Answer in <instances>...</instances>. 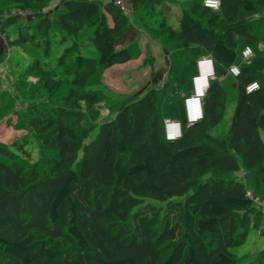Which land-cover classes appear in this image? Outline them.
<instances>
[{
	"label": "trees",
	"instance_id": "16d2710c",
	"mask_svg": "<svg viewBox=\"0 0 264 264\" xmlns=\"http://www.w3.org/2000/svg\"><path fill=\"white\" fill-rule=\"evenodd\" d=\"M12 1L32 18L3 19L7 46L30 59L5 54L16 95L1 92L0 120L25 100L26 132L0 141V264H241L235 250L250 230L264 235V207L248 195L264 200V0H220L218 10L204 0H126L130 13L109 0ZM12 9L0 0L1 12ZM143 33L174 59L179 49L212 56L202 120L188 124L177 100L192 90L193 57L173 59L162 87L106 102L101 116L97 78L134 59ZM244 45L254 55L232 76L236 106L217 136L224 79ZM253 81L261 88L248 93ZM166 118L182 121L181 138L166 139Z\"/></svg>",
	"mask_w": 264,
	"mask_h": 264
},
{
	"label": "rangeland",
	"instance_id": "374dc122",
	"mask_svg": "<svg viewBox=\"0 0 264 264\" xmlns=\"http://www.w3.org/2000/svg\"><path fill=\"white\" fill-rule=\"evenodd\" d=\"M1 4L4 9L13 8L9 12H12L13 10H19V8L13 7L16 6L17 2H14L12 0H1ZM180 12L181 6L177 5L175 6V13H173L174 15H172L179 16ZM23 16L24 17H21L23 22H28L29 19L32 18V13ZM4 17H6L5 14L2 15V28L0 29V34L4 33ZM172 23L176 27L178 26L177 17H174ZM23 29L26 31V28ZM7 31L8 33H11L12 37H14L16 28L12 26L9 27ZM261 35H264V32H262ZM5 38L4 36H0V53H2L4 58V60L0 62V97L1 92H5L8 90L11 91L12 95H16L13 87L11 88L12 85L16 84V77L13 69L15 67V64L12 61H9V56L5 54H10V57H12V59H14V57H17L18 59L25 60L26 62H28L30 59L19 48H9L7 46ZM243 43L244 41L241 40L240 44L243 45ZM263 47L264 46H261L260 48ZM176 52L177 56L174 59L172 50L168 49V47L164 45L161 40L154 37L150 33H143L141 35L140 41V53L134 59L127 63L118 64L111 68L104 69L97 78L96 85L101 87L104 92V99L101 103L102 108L106 107V102H113L116 99L120 101L121 98H124L126 96L129 98H136L144 94L152 86L162 87L165 81H167L170 77V65L173 59L175 60V62L179 61L180 63H183L186 62V59L189 57H193L194 59L196 58L198 60L200 57L204 56L196 49L189 54H187L188 52H184L181 54L180 49L176 50ZM177 57L179 58L178 60ZM224 80V83L228 85V104L222 122L213 130V134L217 136H225L228 132L236 106L235 101L237 97V89L233 87L235 86L233 77L230 76ZM15 88H18V86L16 85ZM184 93L185 92L180 93V99L177 98V100L181 101ZM25 106V100L19 101L17 109L11 112L3 120H0V141L10 143L21 137L26 132L24 130V122L21 118V114L18 111V109H22ZM109 112L110 111L107 108H104L101 116L105 117L109 115ZM261 135L264 140V131H262ZM241 176L242 178L244 177L243 173ZM258 199L256 198V200ZM258 202L264 203V201L260 200ZM262 249H264V235L261 234L258 230L252 228L246 242L243 245L237 247L235 251L241 256V264H255L254 262H250V260L254 258H257V264L258 260L261 259V256L259 254L260 252L258 253V251Z\"/></svg>",
	"mask_w": 264,
	"mask_h": 264
},
{
	"label": "built area",
	"instance_id": "2783aa9c",
	"mask_svg": "<svg viewBox=\"0 0 264 264\" xmlns=\"http://www.w3.org/2000/svg\"><path fill=\"white\" fill-rule=\"evenodd\" d=\"M109 1L120 6V8L125 13H129L130 9L128 7L126 0H109ZM220 5H221V1H220ZM207 7H210V6H207ZM210 8H212V7H210ZM219 8H220V6H219ZM214 10H216V9H214ZM31 13H32L31 11L27 12V11H23L21 9L13 10L12 12H9V13H7V12L2 13L0 11V29L2 28L1 20H2L3 14H5L6 16L13 15L15 17H17V16L24 17L23 15H27V14H31ZM0 36H4V38H5L4 33H1ZM253 55H254L253 48L250 45H244L239 51L240 61H238L237 63H234L229 68V75H231L233 77H237L240 74V70H241L240 63L242 61H247V60L251 59L253 57ZM201 76L206 77V83H207V88L205 89V95L203 97L199 98L201 101V110H202L203 115H202V118H199L195 121H191L190 116L193 114L192 110H193L194 106L192 104L188 103V101L196 96V91H195L196 86L194 83V78L201 77ZM215 78H216V68H215V62H214L212 56L211 55H204V56L200 57L196 62V71H195V73L192 77V80H191L192 81V90L189 94L184 95V99H183L184 113H185L186 121L188 122V124H190V125L194 124V123H196V122H198L204 118V115H205L204 98L207 94L208 88L210 87L211 81ZM253 82H258V81H253ZM253 82L249 83L248 85H251ZM258 84H259V88L254 89L252 92L257 91L261 88V84L259 82H258ZM252 92H250V93H252ZM164 131H165V137L169 141H174V140L181 138L183 135L182 121L178 120V119H173V118H166L164 120ZM243 176H245V172H243ZM248 195L254 200V202L256 204H258L261 207H264V205H262L264 203L258 202L259 199L257 197H255L253 195V193H251V191L248 192ZM256 198L258 200H256ZM260 201H264V200H260Z\"/></svg>",
	"mask_w": 264,
	"mask_h": 264
},
{
	"label": "clouds",
	"instance_id": "9594fccd",
	"mask_svg": "<svg viewBox=\"0 0 264 264\" xmlns=\"http://www.w3.org/2000/svg\"><path fill=\"white\" fill-rule=\"evenodd\" d=\"M204 3L205 6H210L216 10H218L220 6V0H204ZM194 83L196 86L195 88L196 96L188 101V103L194 106L192 110L193 114L190 116L191 121H195L199 118H202L203 113L201 110V101L199 98L205 95V89L207 88L206 77L205 76L196 77L194 78ZM258 88H259L258 82H253L251 85L246 86V91L250 93L254 89H258Z\"/></svg>",
	"mask_w": 264,
	"mask_h": 264
},
{
	"label": "crops",
	"instance_id": "0c3cea01",
	"mask_svg": "<svg viewBox=\"0 0 264 264\" xmlns=\"http://www.w3.org/2000/svg\"><path fill=\"white\" fill-rule=\"evenodd\" d=\"M1 44V43H0Z\"/></svg>",
	"mask_w": 264,
	"mask_h": 264
}]
</instances>
